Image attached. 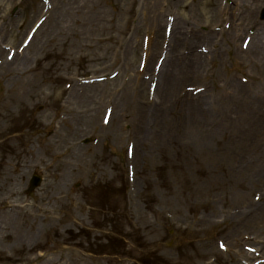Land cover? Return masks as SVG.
<instances>
[{
    "label": "rangeland",
    "instance_id": "rangeland-1",
    "mask_svg": "<svg viewBox=\"0 0 264 264\" xmlns=\"http://www.w3.org/2000/svg\"><path fill=\"white\" fill-rule=\"evenodd\" d=\"M263 7L0 0V264H264Z\"/></svg>",
    "mask_w": 264,
    "mask_h": 264
},
{
    "label": "bare ground",
    "instance_id": "bare-ground-1",
    "mask_svg": "<svg viewBox=\"0 0 264 264\" xmlns=\"http://www.w3.org/2000/svg\"><path fill=\"white\" fill-rule=\"evenodd\" d=\"M154 26H152V29L155 31L154 28L158 27V24H157V19L154 20V22L152 23ZM15 63H13L12 65H14ZM120 110V106H116V111H119Z\"/></svg>",
    "mask_w": 264,
    "mask_h": 264
},
{
    "label": "water",
    "instance_id": "water-1",
    "mask_svg": "<svg viewBox=\"0 0 264 264\" xmlns=\"http://www.w3.org/2000/svg\"><path fill=\"white\" fill-rule=\"evenodd\" d=\"M37 183H38V180H34L33 182H32V187H36L37 186Z\"/></svg>",
    "mask_w": 264,
    "mask_h": 264
}]
</instances>
